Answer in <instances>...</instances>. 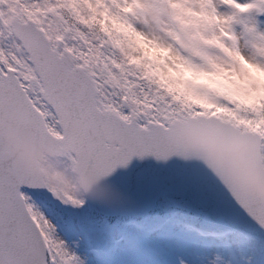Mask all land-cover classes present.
<instances>
[{"label":"snow or ice","instance_id":"obj_1","mask_svg":"<svg viewBox=\"0 0 264 264\" xmlns=\"http://www.w3.org/2000/svg\"><path fill=\"white\" fill-rule=\"evenodd\" d=\"M260 192L264 0H0V264H264Z\"/></svg>","mask_w":264,"mask_h":264},{"label":"clouds","instance_id":"obj_2","mask_svg":"<svg viewBox=\"0 0 264 264\" xmlns=\"http://www.w3.org/2000/svg\"><path fill=\"white\" fill-rule=\"evenodd\" d=\"M219 163L221 164V166H223L225 168L226 171H229L231 166L229 165V163L227 161H219ZM238 164H240L241 166H243L244 161L240 160L238 161ZM77 194L79 195H84L85 193H83L82 191H80L79 189H77ZM259 195H264V192H260L258 193Z\"/></svg>","mask_w":264,"mask_h":264},{"label":"water","instance_id":"obj_3","mask_svg":"<svg viewBox=\"0 0 264 264\" xmlns=\"http://www.w3.org/2000/svg\"><path fill=\"white\" fill-rule=\"evenodd\" d=\"M197 211H201V210H194V213H196ZM220 225H223V226H229V225L224 224V223H221Z\"/></svg>","mask_w":264,"mask_h":264},{"label":"rangeland","instance_id":"obj_4","mask_svg":"<svg viewBox=\"0 0 264 264\" xmlns=\"http://www.w3.org/2000/svg\"><path fill=\"white\" fill-rule=\"evenodd\" d=\"M197 219H202V217H197ZM220 227H223V225H219Z\"/></svg>","mask_w":264,"mask_h":264}]
</instances>
